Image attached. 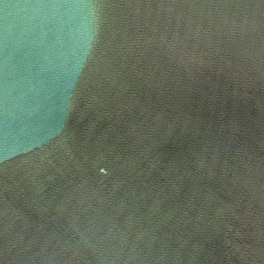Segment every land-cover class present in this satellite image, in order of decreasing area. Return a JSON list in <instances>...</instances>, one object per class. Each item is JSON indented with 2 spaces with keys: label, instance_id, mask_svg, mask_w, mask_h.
<instances>
[{
  "label": "water",
  "instance_id": "obj_1",
  "mask_svg": "<svg viewBox=\"0 0 264 264\" xmlns=\"http://www.w3.org/2000/svg\"><path fill=\"white\" fill-rule=\"evenodd\" d=\"M0 264H264V0H0Z\"/></svg>",
  "mask_w": 264,
  "mask_h": 264
}]
</instances>
